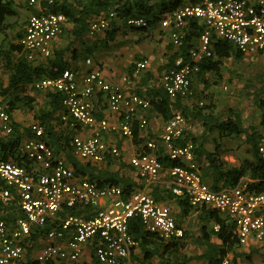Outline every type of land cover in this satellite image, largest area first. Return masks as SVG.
<instances>
[{"label":"built area","instance_id":"obj_1","mask_svg":"<svg viewBox=\"0 0 264 264\" xmlns=\"http://www.w3.org/2000/svg\"><path fill=\"white\" fill-rule=\"evenodd\" d=\"M179 1L180 7L169 12L161 20V26L169 31L171 44L182 48L187 22L198 19L205 24L194 47L177 57L173 67L162 78V86L173 99L193 96L192 78L200 72L201 64L214 57L212 47L215 37L232 43L243 56L257 57L264 54V0H168ZM29 7H36L54 0H25ZM32 14L19 38V46L29 60L35 55L52 56V43L65 33L67 17L63 13L46 12ZM120 20L119 13L110 10L94 18L88 28V36L96 37L107 32ZM121 21V20H120ZM126 28L146 30L149 21L145 17L130 16L122 21ZM93 66L91 59L86 61ZM149 61H138L134 76L141 77ZM127 81L126 79H124ZM36 89L54 90L62 95L66 109L62 120L71 126L93 131L88 137L73 139V153L81 160L102 164L110 155L120 158L118 147L110 145L103 133L118 132L123 137L134 136V122L139 111L149 110L153 101L135 94H126L118 85L109 83L98 67L79 76L73 70H65L56 77H44L34 83ZM3 67L0 65V122L7 135L14 132L10 113V96L4 93ZM106 96L108 111L120 117L114 124L108 117L99 119L94 102L96 93ZM148 126L146 118L139 119V129ZM187 120L175 115L165 125L158 142L150 141L148 151L131 158L130 165L139 178L149 186L159 185L162 177L165 187L178 199L193 208L206 206L219 211L232 221L241 244L249 241L264 245V186L253 188L255 182L240 180L238 185L219 190L207 183L200 171L196 146L185 140ZM33 137L20 147V156L32 165H20L13 161H0V205H12L17 201L23 213L15 225L0 217V264H20L27 256L34 229H48L46 244L35 258L37 264L65 262L77 264L91 250L98 264H145L133 261L132 252L140 246L129 230L133 218H140L145 229L164 241L181 239L184 228L177 223L170 205L157 201L146 189L133 191L126 197L123 187L108 184L99 187L89 180L78 179L70 164L56 156L54 149L43 140L44 129L39 123L31 125ZM165 149L167 159L177 164L165 167L157 150ZM264 160V138L258 147ZM65 209L80 210L82 215L67 214ZM218 230L219 227L215 226ZM221 264H231L225 259Z\"/></svg>","mask_w":264,"mask_h":264},{"label":"trees","instance_id":"obj_2","mask_svg":"<svg viewBox=\"0 0 264 264\" xmlns=\"http://www.w3.org/2000/svg\"><path fill=\"white\" fill-rule=\"evenodd\" d=\"M13 7L10 1L0 0V33L2 32L7 17H12L16 14ZM179 7V1L168 0H54L52 4L48 2L42 4V9L44 11L63 13L70 22L76 24V28L73 32L76 38L81 37L88 31L87 19L89 17L96 18L110 10L118 12L121 21H124L130 16H141L145 17L149 21V26H151V23L159 22L164 16H167L169 12ZM40 13L39 10L34 9L33 14ZM204 29L205 24L202 21L198 19L189 20L182 30L185 35V44L182 48L177 50V52H179L177 56L186 53L189 48L194 47ZM212 47L214 49V57L201 64L200 72L197 73L199 75L198 77L210 73L219 76L224 62L228 59H234L238 64H241L243 61V55L237 51L232 43L215 37ZM20 49L21 48L17 45L13 46L12 50L9 52L0 51V56L10 64L12 53L14 51L20 52ZM64 55L63 52L58 53L56 58L49 61L47 65L37 66L30 63L25 57L17 59L14 64L13 74L10 78V85L7 89H4V93L10 95V91L23 88L25 85L34 84L42 77H56L62 74L65 70L69 69L68 65L64 62ZM260 69L262 71L258 69L253 70L252 74L243 80V99L259 113V124L262 132L258 135L248 134V131L244 127L242 114L238 112L231 111L232 115H234L233 118L221 120L216 116L214 108L211 107V105L208 107L203 106L196 109V111L194 109L188 110L181 106L178 99L171 100L164 88L156 90L155 94L156 96H160V101L154 102L153 108L165 121L168 122L175 116L173 113L174 110H180L185 118H187L188 115H192L195 119L202 122L205 129L204 135L201 138H195L187 134L182 144L192 140L197 145L196 153L198 159L204 157L207 163L203 172L201 168L200 171L205 181L216 190L236 186L244 177H248L255 181L253 188L256 190H261L264 186V160L261 159L258 152L259 143L261 139L264 138V69ZM218 78L221 77L219 76ZM23 100L26 102H23ZM47 100L48 108L39 110V112L34 115V119L44 129L45 135L43 140L54 149L56 156L62 158L71 165L77 178L94 182L99 187L108 184L122 186L126 197L135 191V184H133V181L130 179L120 177L118 173H102L98 171L99 169L96 166L92 167L89 162L85 164L77 160L78 158L73 153L72 144L73 139L79 132V127L73 128L71 123H66L62 120V114L66 113V109L62 103L61 93L49 90ZM18 101H22L23 105L30 110L33 109L32 105L35 102L34 99L28 96H17L13 98L10 96L9 106L11 114L18 109ZM13 125L15 126L13 134L8 135V139L0 138V161H13L20 165H27L29 161L22 158L18 150L25 137H33L31 127L22 132L18 129V125L15 122ZM213 132H217L219 136L224 138L247 135V142L251 146L253 153L252 160H247L240 166L231 167L220 158V153L203 149V144L199 140H202L207 134ZM199 142L200 144L198 145ZM160 160L164 162L165 167L177 164L176 162H170L168 159L160 158ZM87 175L88 178H86ZM151 194L160 202L167 200H174L176 202L177 207L181 211L180 219H178L176 211L174 209L172 210L177 217L178 225L184 228L185 221L194 208L186 201L175 197L166 187L163 189L156 187L152 190ZM12 208L19 210L17 201L12 205L1 204L0 217L5 220L13 219V213H6ZM196 210L200 213L198 216L200 235L195 236L191 231L184 228V237L171 241H164L156 234L148 232L143 226L140 218L136 217L131 219L129 223L130 234L140 243L145 259L149 260L158 256L164 260L167 255L175 254L188 245H193L205 248L206 253L195 258L185 257L181 264H186L194 259L204 260L207 264H221L225 259H229L231 255H233V262H236L241 256L237 251L242 247V244L238 237L235 224L223 216L219 211H215L206 206L196 208ZM71 213L78 215L83 214L80 210L65 209L62 214V219L65 218L67 214ZM210 223L213 224L212 227L208 226ZM215 226H218L219 229L216 230ZM34 230L31 241L37 240L39 236L45 233L44 230ZM231 264L233 263L231 262Z\"/></svg>","mask_w":264,"mask_h":264},{"label":"crops","instance_id":"obj_3","mask_svg":"<svg viewBox=\"0 0 264 264\" xmlns=\"http://www.w3.org/2000/svg\"><path fill=\"white\" fill-rule=\"evenodd\" d=\"M35 10L41 11L42 5H37L35 7ZM94 18L95 17H89L87 19V28H89L90 22ZM75 28H76V24L68 20L65 25V33L59 39H56L52 43V56L50 58H43L41 56L35 55V60H29L26 54L24 53V51L22 50V48L19 46V41H17V46L21 48L20 49L21 51L20 52L14 51L12 53L11 55L12 59L10 64H8V62L4 60L2 56H0V65H2L3 67V84L5 86V89H7L10 85V78L11 75L13 74L14 64L17 59L25 57L30 63H32L35 66L47 65L49 61H52L56 58V55L58 53L63 52L65 54L64 62L69 67V69L67 70H73L76 73H78L79 76H82L83 74L87 73L91 68L98 67L99 69L102 70L104 77L109 83H111L112 85L120 86L122 90L126 92V94L128 95L135 94L140 97L150 99L153 101V106H154V102L160 101V96H156L155 94L156 90L163 89L162 86L163 75L168 69L173 67L174 62L178 57L177 53H179L177 52L178 49H176L171 44L169 31H167L161 26L160 21L159 22L157 21L156 23L153 24L151 23V26L148 29L142 31L136 29H128L125 27L124 23L119 20L118 22L115 23V25L111 28V30L107 32H102L94 38L88 36V31L84 33L81 37L76 38L73 34ZM3 30H4V26L2 28L1 33H3ZM95 51H99L101 55V57L95 62L96 64L93 62L91 58L87 57V54L93 53ZM263 55L264 54H261L257 57H252L250 58V60H246L247 56H243V62L253 61L254 59L260 58V56ZM88 59L92 60L93 62L92 67H89L86 64V61ZM144 59L149 61V65L147 69L144 71V73L141 75V77L136 78L134 76V66L138 61H142ZM228 60H232V59H228ZM228 60L224 62V66L219 74V76L223 79H224L225 67H227ZM207 75H214L215 77H219L217 74L210 73ZM198 76H199L198 74L193 76L192 78L193 86L194 84L196 85L198 83L197 82ZM124 79H126L127 81H125ZM203 88H205V85ZM192 89L194 90L195 94L198 96L196 92L198 90L196 89L195 91V88ZM20 90L25 91L24 96L31 97L32 99H34V101L35 99H38L37 102L44 105V107L41 109L48 108L47 94L49 93V90L36 89L34 87V84H30V85H25L23 88L10 91L9 96L17 97L18 95L19 97L20 96L19 94L17 95H13V94L15 92H19ZM208 92H211V89L208 90ZM240 95H242V91ZM178 100L180 101L181 106L185 107L188 110H193L194 106L198 105L197 101L193 100V97L178 99ZM94 102L97 109V117L99 119L108 117L109 120L114 124L119 123L120 117L115 116L108 111L107 99L104 94H102L101 92L96 93ZM201 103L202 102H200L199 104ZM153 106L149 110L146 111L141 110L138 112L136 121L134 122L133 137L131 138L123 137L118 132L103 133L104 138L107 140V142L110 145H114L119 148L121 153L120 158L115 159L112 156L108 155L107 161L105 163L95 164L89 162L92 167L96 166L99 169L98 171L102 173H118L120 177H124L133 181L136 190L146 189L150 193H152V190L156 187H160L161 189H163L165 187L164 184L167 179L163 176L161 183L159 185L149 186L139 178L135 169H133L132 166L130 165V160L135 155L148 151V149L146 148L148 142L156 141L159 143L163 135L167 121H165L164 118L154 110ZM23 109L29 110L33 114L35 112L34 108L32 110L28 108H23ZM17 113L18 110H15L12 114V117H13V123L15 122L18 125L20 122H24L25 118ZM173 113L177 115V114H181V111L174 110ZM141 118L142 119L146 118L148 120V126L144 131L139 129V119ZM193 119L195 118L193 117ZM258 122L260 123V119ZM66 123H71V122H66ZM18 129L24 132L23 127L20 126L18 127ZM2 131L4 130L0 122V138L2 137L1 136ZM204 132H201V134L199 133L200 134L199 135L196 132L191 133V131L187 130L185 138L187 134L195 138H201L204 135ZM92 134L93 131L79 127V132L77 133L76 136H82L84 138L91 136ZM5 135L8 136L6 133ZM27 139L28 137H25L22 140L21 144L25 142ZM190 141L193 142L192 140ZM199 141L202 142L203 144V139ZM200 142L198 143V145L200 144ZM195 146L197 148L196 144ZM18 152L20 155L19 150ZM157 154L161 159H167L165 149L161 146V144H159V149L157 150ZM77 160L85 164L88 162L81 159H77ZM197 160L199 163V167L203 172L204 167L207 165L205 158L202 157L201 159H198L197 156ZM162 163L164 164V162ZM27 165L30 166L32 164L31 162H28ZM86 178H88V175ZM243 179L244 181L255 182L248 177H244ZM164 203L170 205V207L176 211V215H178V219H180L181 211L177 207L176 202L174 200H167L164 201ZM6 213L14 214L13 219L6 220L10 225H15L17 219L23 216V213L15 208L8 210ZM62 214L63 212L60 213L59 215L61 216L60 218H62ZM199 214L200 213L196 210V208H194L184 224V228L191 231L195 236L200 235L199 227H198ZM208 226L212 227L213 224L210 223ZM49 228H52V226H48V229ZM40 230H44L45 233L39 236L37 240L30 241L31 246L28 250L26 259L20 264L36 263L35 262L36 256L46 244L45 235L47 233V229H40ZM33 247L36 248L34 251H32V255H30L29 254L31 253L30 249ZM90 252H91L90 249H86L84 257L77 264H98L97 260L91 256ZM237 252L241 254V256L236 260V262H233V255H231L229 258L233 264H264V245L256 244L254 242L249 241L247 244L242 245V247ZM205 253H206V249L203 247L188 245L186 248L180 250L175 254L167 255L164 260L158 256L146 260L142 248L139 246L132 252L131 259L133 261H142L145 264H179V263L181 264L182 260L185 257L195 258ZM53 264H70V263L56 262ZM186 264H207V263L204 260L194 259Z\"/></svg>","mask_w":264,"mask_h":264},{"label":"rangeland","instance_id":"obj_4","mask_svg":"<svg viewBox=\"0 0 264 264\" xmlns=\"http://www.w3.org/2000/svg\"><path fill=\"white\" fill-rule=\"evenodd\" d=\"M7 1H10L13 4L16 14L12 17H7L3 33L0 34V51L4 52H9L12 50L13 46L17 45V41H19V37L24 31L26 23L35 9V7H29L24 0ZM87 57L91 58L95 63L101 55L99 51H95L87 54ZM250 58L252 57L247 56L246 60H250ZM260 68L264 69V55L260 56V58L254 59L253 61H242L241 64H238L233 59L228 60L227 67H225L224 71V79L215 77L214 75L198 77V83L193 86L195 91L196 89L198 90L196 91L198 96L194 92L193 96L190 97H193V100L198 103L197 106H194V110L196 111V109L203 106L208 107L211 105V107L214 108V113L221 120L233 118L234 115H232V112H238L242 114L244 127L248 131V134L258 135L262 132L258 122L259 113L243 99V80H245L247 76L251 75L253 70L258 69L260 71ZM204 85L205 88H203ZM210 89L211 92H208ZM241 91L242 95H240ZM24 93V90H20L19 92H15L13 95L19 94L23 97ZM11 97L13 98V96ZM37 101L38 99H35V103L32 105L35 109L34 114L38 113V111L44 107V105L38 103ZM23 102L26 101L23 100ZM23 102H17V114H20L25 118V121L20 122L18 127L21 126L23 127V130H26L34 122L36 123V121L34 119V114L31 111L23 109L26 108L23 105ZM200 102L202 103L199 104ZM186 120L188 131H191V133L196 132L198 134L204 132V127L201 121L193 119L192 115H188ZM1 136V138L4 139L9 138L5 135L4 131H2ZM203 149L220 153V158L227 162L231 167L240 166L245 161L253 158L251 146L247 142V135L224 138L219 136L217 132L209 133L203 138ZM35 248L36 247L30 249V255H32V251H34Z\"/></svg>","mask_w":264,"mask_h":264}]
</instances>
